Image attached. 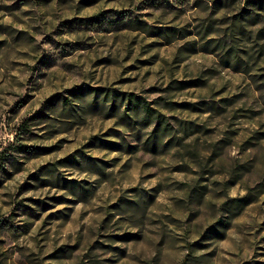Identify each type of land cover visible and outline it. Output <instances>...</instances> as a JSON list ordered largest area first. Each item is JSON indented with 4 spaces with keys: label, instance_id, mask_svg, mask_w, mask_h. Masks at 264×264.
Here are the masks:
<instances>
[{
    "label": "rangeland",
    "instance_id": "1",
    "mask_svg": "<svg viewBox=\"0 0 264 264\" xmlns=\"http://www.w3.org/2000/svg\"><path fill=\"white\" fill-rule=\"evenodd\" d=\"M0 264H264V0H0Z\"/></svg>",
    "mask_w": 264,
    "mask_h": 264
},
{
    "label": "trees",
    "instance_id": "2",
    "mask_svg": "<svg viewBox=\"0 0 264 264\" xmlns=\"http://www.w3.org/2000/svg\"><path fill=\"white\" fill-rule=\"evenodd\" d=\"M237 201H241L242 202V204L241 205H243V204H245L246 203V200L244 199V198H240V199H236Z\"/></svg>",
    "mask_w": 264,
    "mask_h": 264
}]
</instances>
